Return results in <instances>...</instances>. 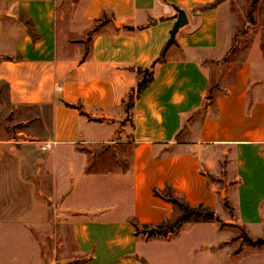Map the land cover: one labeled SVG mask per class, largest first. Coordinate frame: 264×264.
<instances>
[{
    "label": "crops",
    "instance_id": "0c3cea01",
    "mask_svg": "<svg viewBox=\"0 0 264 264\" xmlns=\"http://www.w3.org/2000/svg\"><path fill=\"white\" fill-rule=\"evenodd\" d=\"M215 1L0 0V114L40 125L38 139L54 143L40 156L0 127V227L58 220L70 224L80 264H150L132 222L171 220L175 207L154 195L169 185L264 239V29L250 31L208 100L235 43L230 1L201 10ZM177 9L188 24L129 109Z\"/></svg>",
    "mask_w": 264,
    "mask_h": 264
},
{
    "label": "rangeland",
    "instance_id": "374dc122",
    "mask_svg": "<svg viewBox=\"0 0 264 264\" xmlns=\"http://www.w3.org/2000/svg\"><path fill=\"white\" fill-rule=\"evenodd\" d=\"M219 1L220 4L225 1L231 3L229 25L234 33V41L237 37L238 45L236 51L231 50L223 61L217 64L221 67L220 70L211 73L212 93H217L221 82L231 76L237 54L249 46L253 35L250 31L256 32L257 27L264 29V0H257L254 8V0ZM94 26L98 27V24ZM89 39L90 34L84 40L86 54ZM202 115L197 113L195 119H201ZM0 127H6L17 141L28 140L33 151L43 156V143L40 141L43 129L40 125L15 122L0 114ZM20 132L22 134L17 135ZM19 147L22 145L19 144ZM229 162L230 155H227L221 165L225 168ZM211 179L216 181L219 177ZM51 206L52 204L49 205ZM228 211L229 218H233L230 207ZM216 213L221 215L222 210L219 209ZM177 216L176 212L171 221L174 222ZM151 231L152 228H149V234ZM245 234L237 224L226 222L224 218L217 216V219L211 221L202 219L183 223L169 234L158 235L155 232L154 235H148L141 232L139 236L149 241L145 250L150 264H264V245H253L248 242ZM81 261L76 254L69 223L50 220L43 226L35 223L28 225L23 221L0 227V264H80Z\"/></svg>",
    "mask_w": 264,
    "mask_h": 264
},
{
    "label": "trees",
    "instance_id": "16d2710c",
    "mask_svg": "<svg viewBox=\"0 0 264 264\" xmlns=\"http://www.w3.org/2000/svg\"><path fill=\"white\" fill-rule=\"evenodd\" d=\"M221 1L217 0L215 1L213 4L210 5H205L203 7H201V10L203 11H207V10H211L214 9L217 5L220 4ZM257 0H254V2L252 3V8H254L255 4H256ZM252 10V9H251ZM250 14H252L250 12ZM100 22H103V20H100ZM97 28L94 29V31H96ZM237 45V37L235 39V43L232 47V50H234L236 48ZM164 53L161 57H159L151 66L150 69H139L138 72L142 73V79L139 81V83L137 84L136 88L133 90L132 95L129 97V100L127 102V108H132L134 103L140 98V96L142 95L143 91L151 84L153 77H154V66L158 63H161L164 61ZM208 100H212L213 99V94H212V90L209 91V95L207 97ZM73 108H79L78 106L75 105H67ZM154 195L156 197H160L163 198L164 200H166L167 202L171 203L175 209L176 212L178 213V216L175 218V220H173L174 222H172L171 220H166L158 225L155 226H151V225H141L139 224L137 221H133L132 224L135 227L136 231L138 234L145 233L148 235H151V233L156 232L158 235L160 234H169L172 233L173 229L179 227L181 224L189 222V221H197V220H208L211 221L213 219H217L216 213L211 210L206 208L203 205H199V206H190L188 203L184 202L175 192V190L167 185V187L165 188V190L163 192H159L157 190H154ZM225 206L227 208H229L228 204L225 203ZM149 228H152L151 233L149 234L148 230Z\"/></svg>",
    "mask_w": 264,
    "mask_h": 264
},
{
    "label": "water",
    "instance_id": "95a60500",
    "mask_svg": "<svg viewBox=\"0 0 264 264\" xmlns=\"http://www.w3.org/2000/svg\"><path fill=\"white\" fill-rule=\"evenodd\" d=\"M176 12H177V16H176L177 20L173 29L170 32V39L167 45L165 46L164 52H166L171 46L175 44L176 36L178 32L180 31V29H182L188 24L186 13L179 9H177ZM245 237H247L248 242L252 243L253 245H264V239H257L253 241L250 237L247 236V234H245Z\"/></svg>",
    "mask_w": 264,
    "mask_h": 264
},
{
    "label": "built area",
    "instance_id": "2783aa9c",
    "mask_svg": "<svg viewBox=\"0 0 264 264\" xmlns=\"http://www.w3.org/2000/svg\"><path fill=\"white\" fill-rule=\"evenodd\" d=\"M54 145V143H49V142H45L42 145V150L43 151H47L50 150L52 148V146Z\"/></svg>",
    "mask_w": 264,
    "mask_h": 264
}]
</instances>
